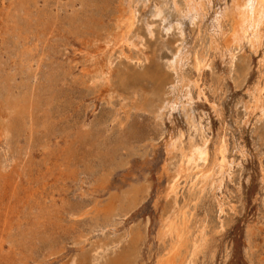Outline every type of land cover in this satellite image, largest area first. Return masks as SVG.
<instances>
[{
  "label": "rangeland",
  "instance_id": "374dc122",
  "mask_svg": "<svg viewBox=\"0 0 264 264\" xmlns=\"http://www.w3.org/2000/svg\"><path fill=\"white\" fill-rule=\"evenodd\" d=\"M84 1L86 4L81 6L76 0H58L57 37L53 38L56 44L49 46L46 61L47 73L59 92V124L67 123L69 137L58 146H69L73 155L68 164L71 175L60 186L65 211L60 215L63 226L53 229L55 245L63 243L65 252L73 249L83 264H110L130 247L137 234L142 238L131 258L136 264H153L166 243L158 240V218L171 210L175 192V206L193 207L194 218L204 222L210 237L195 264H264V117L258 110L251 113L245 108L252 85L260 80L259 73H264V66L259 63L264 45L255 47L256 52L246 43L226 48L227 51L209 47L212 19L228 0L206 3V15L200 23L179 16L171 0H138L130 34L138 47L124 45L123 53L115 48L107 54L112 63L111 74L158 68L168 81L164 94L148 97L139 91L137 106L128 101L126 107H121L120 98L106 101L101 93L103 82L94 84L87 75L84 56L92 50L81 43V35L91 29L103 31L112 23L109 21L118 0ZM154 6L162 7L161 19L152 17ZM9 46L0 45V81L12 77L13 86L19 82L20 70ZM176 50L177 60L195 50L206 54V67L199 74L190 55L187 61L180 60L184 77L196 81V86L189 87L188 98L183 97L184 92L176 94L173 88L177 71L169 62ZM0 100L4 102L5 96L0 94ZM180 133L184 143L188 139L207 140L209 158L217 138L222 136L226 141L231 165L218 189L207 187L197 195L196 189H190V181L180 179L179 187L163 198L166 171L171 172L177 160L171 152L166 153L165 145L171 135ZM0 147V164L5 165L9 175L22 173L23 168H35L39 162V154L28 153L21 137L1 138ZM101 177L106 178L104 190L98 188ZM146 185L137 200L126 204L106 222L93 217L95 199L102 205L111 195L123 197L132 187ZM80 205L85 206L83 215L69 214L71 208ZM41 241H36L35 247L18 244L19 250L0 258V264H59L56 256H48L49 244ZM3 246L6 250L10 244Z\"/></svg>",
  "mask_w": 264,
  "mask_h": 264
},
{
  "label": "bare ground",
  "instance_id": "6f19581e",
  "mask_svg": "<svg viewBox=\"0 0 264 264\" xmlns=\"http://www.w3.org/2000/svg\"><path fill=\"white\" fill-rule=\"evenodd\" d=\"M76 1L81 6L86 4L84 0ZM209 1L171 0L170 2L179 16L183 15L190 21L197 20L200 23L206 15L205 4ZM137 2L138 0H118L115 12L111 14L112 21H109L112 22L111 24L103 31L91 29L88 34L81 35L83 38L81 43L89 51L92 50V53L89 52L84 56L85 65L88 67L87 75L94 84L103 82L101 93L104 94L106 101L115 97L120 98L121 107H126L128 101L137 106L135 98L139 91H143L148 97L161 95L168 81V76L158 68L142 72L115 73L114 76L111 74L110 65L112 63L107 58V54L115 48L122 52L124 45L138 47V43H134L130 36ZM58 5V0H0V45H10L9 49L14 56L16 55L17 63H15L20 70L19 82L13 86L10 84L13 80L11 76V78L5 77L0 81V94L5 96L4 102L0 100V139L9 140L15 136L16 138L21 137L26 143L28 153L30 151L39 154L40 157L36 164L38 167L23 168L22 173L16 172L11 175L5 172V165L0 164V258L17 252L18 244L23 247H35L33 244H36V241L39 242L40 239L41 242L49 244L48 256H56L55 260L59 261V264H83V260L73 249L65 252L63 243L59 245L57 242L55 245L56 239H54L53 232L54 226L59 229L63 226L60 215L62 211H65V200L61 197L60 186L71 175L68 164L73 159L72 149L69 146H58L61 140L66 143L69 138L66 132L67 123L59 124L62 121L59 114L60 98L46 69L48 52L51 51H49V46L56 44L53 38L57 37ZM52 6H54L53 9ZM218 11L212 19L213 24L211 23L212 33L209 36L211 49L225 48L227 51L226 48L238 47L240 43H246L256 52L255 47L264 45V0H228L225 6ZM77 14L78 12L75 13ZM161 15L162 7L154 6L152 17L160 18ZM72 23L73 20L70 21L71 26ZM198 23L196 29H199ZM178 52L175 51L169 62L170 66H176L177 71L173 88L176 94L184 92L183 97L188 98L189 87L196 86V81L184 77L180 60L187 61L190 55L192 66L199 74L200 69L203 66L206 67V54H199L195 50L192 54L186 53L180 60H177ZM227 56L231 60L232 54ZM259 63L264 66V51ZM259 75L260 80L252 85L254 87L250 91L248 90L250 99L245 104V108L251 113L258 110L264 117V105L262 104L264 73H259ZM172 81L171 79L169 82ZM146 84L149 85L145 86ZM42 87L43 93H40ZM46 87L48 91L45 90ZM220 137L217 138L213 155L210 158L207 140L188 139L184 143L181 133L168 138L165 145L166 153L171 152V157L177 160L173 170L166 171L163 198L177 189L176 186L180 179L190 181V189L192 191L196 189L197 195L207 187L211 190L213 186L219 188L231 165L227 158V143L222 136ZM28 157L30 158V155ZM105 179L101 177L99 181L98 188L101 190L105 189V184L103 185ZM147 187L148 185L134 186L123 197L116 194L111 195L102 205H99L101 201L95 199L96 213L93 217L97 221L106 222L126 204H132L137 200ZM171 199V210L163 212L158 218V240L166 243L155 256L153 264H195L198 255L204 251L208 243L209 234L206 231V225L194 218L193 207L191 208L188 204L178 208L175 206V192ZM84 207L80 205L77 208H71L68 212L70 215H74L75 212H81L80 215H83ZM39 235L41 237H38ZM141 238L137 234L134 235L130 247L126 248L110 264H136L131 256L136 253ZM5 243L10 244L6 250L3 246Z\"/></svg>",
  "mask_w": 264,
  "mask_h": 264
}]
</instances>
